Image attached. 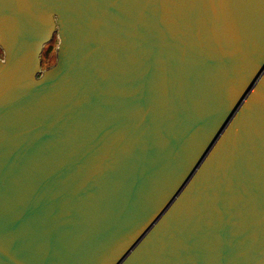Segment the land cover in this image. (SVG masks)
<instances>
[{"label":"water","instance_id":"obj_1","mask_svg":"<svg viewBox=\"0 0 264 264\" xmlns=\"http://www.w3.org/2000/svg\"><path fill=\"white\" fill-rule=\"evenodd\" d=\"M0 49V264H264V0H0Z\"/></svg>","mask_w":264,"mask_h":264},{"label":"rangeland","instance_id":"obj_2","mask_svg":"<svg viewBox=\"0 0 264 264\" xmlns=\"http://www.w3.org/2000/svg\"><path fill=\"white\" fill-rule=\"evenodd\" d=\"M57 44H58V38L55 37L53 41L50 43V45H48L45 48L44 53L42 55V61H43L44 68L51 66L55 62ZM2 56L3 54L0 55V57Z\"/></svg>","mask_w":264,"mask_h":264},{"label":"trees","instance_id":"obj_3","mask_svg":"<svg viewBox=\"0 0 264 264\" xmlns=\"http://www.w3.org/2000/svg\"><path fill=\"white\" fill-rule=\"evenodd\" d=\"M2 54V50L0 49V55Z\"/></svg>","mask_w":264,"mask_h":264}]
</instances>
